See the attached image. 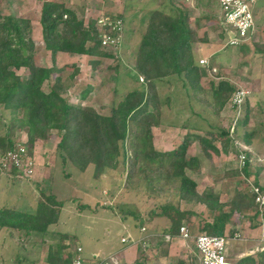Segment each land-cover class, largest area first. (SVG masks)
Wrapping results in <instances>:
<instances>
[{"label": "trees", "instance_id": "1", "mask_svg": "<svg viewBox=\"0 0 264 264\" xmlns=\"http://www.w3.org/2000/svg\"><path fill=\"white\" fill-rule=\"evenodd\" d=\"M172 10V13H165L155 9L141 14L139 21L142 25L136 32L139 35L138 44L131 68L126 73L141 88L123 94L107 114H99L83 104L92 91L90 85L79 92L81 102L68 103L64 95L68 83L78 75L79 70L72 65L71 73L64 78L62 73L68 66H56V55L59 53L112 57L101 47L95 20L85 21L82 10L76 12L61 1L44 2L38 24L41 44L49 63L41 65L31 37V21L0 15V174L15 180L17 175L22 176L16 167L2 165L6 154L13 152L17 146L13 142L12 132L25 133L26 141L22 146L26 148V155L31 156L34 143L48 138L49 133L54 131L58 135V157L80 174L89 170L90 177L99 180L105 172L119 171L128 190L142 189L149 198L170 196L169 201L158 206L157 215L160 217L165 209L178 216L185 214L180 210L181 203L198 204L204 206L212 216L209 220L200 221L199 234L223 235L225 226L234 223L236 217L242 218L241 222L253 221L260 215L264 225V211L259 212L251 193L239 194V190L235 189L228 202L220 203L218 197L212 194L199 193L197 185L187 175V172L196 174L200 170L199 159L188 155L193 142L198 144L203 157L209 158L210 153L227 154L233 140L244 145V150L240 151L246 157L245 165L225 176H243L239 184L242 185L251 168L254 167L255 177L260 173L262 166H255L258 164L256 155L249 150L258 133L255 129H246L241 136L237 134L239 127L247 126L249 119L250 108L246 100L242 106L244 116L238 120L232 132H229V125L211 126V130L207 131L188 118L179 126L186 133L175 147L162 152L154 147L152 129L162 123V101L157 91L160 84H180L189 114L198 120L201 119L200 114L192 110L190 102L198 103L204 113L207 111L218 118L231 104L232 95L237 91L236 86L220 78L218 72L198 66L192 50L196 36L189 28L188 15L178 8L172 7ZM104 14L121 20L123 35V14ZM255 50L260 54L263 46L255 44ZM91 64L96 67L100 62L92 61ZM19 70L23 71L22 75L17 74ZM112 71L117 74L118 66ZM208 77L211 79L204 85ZM139 78L142 79L141 83ZM172 101L173 97L165 98L168 106ZM182 107L185 108L184 105ZM191 131L196 133L191 134ZM216 140L219 141L220 150L215 146ZM262 141L264 137L259 138L258 142ZM235 151L238 150L235 148ZM250 185L258 187L256 183ZM1 197L0 193V232H6L9 238L16 233L19 237L27 238V243L31 236L44 238L50 233L48 229L58 222L63 205L55 196L43 192L39 193L33 209L27 204L25 207L18 204L10 206L1 202ZM128 215L139 221V230L144 228L143 220L138 215ZM180 217L172 221L164 218L169 226L162 233L168 239L162 240L164 244L159 252L156 249L151 251L154 253L152 264H167L168 248L179 238V228L185 224ZM50 235L56 241L48 246L46 263L71 264L73 254L64 244L67 234L55 232ZM161 235H157L158 239ZM174 264L193 263L177 261ZM231 264H264V250L253 256H243Z\"/></svg>", "mask_w": 264, "mask_h": 264}, {"label": "rangeland", "instance_id": "2", "mask_svg": "<svg viewBox=\"0 0 264 264\" xmlns=\"http://www.w3.org/2000/svg\"><path fill=\"white\" fill-rule=\"evenodd\" d=\"M48 1L50 0H0V15H11L31 21V37L41 65H47L49 61L41 44L38 15L42 4ZM62 2L76 12L82 10L85 21L94 20L104 13L123 12L125 22L122 44L116 48L105 49L112 54L111 58L92 60L100 62L96 67H92L91 60L83 56L71 58L67 56L59 59V63L57 62L59 68H62L63 64L68 66L62 73L64 78L71 73L72 65L79 70L78 75L68 83L64 95L68 103L81 102L79 92L86 85H90L92 91L83 104L92 107L99 114H107L123 94L141 88L140 84L126 75L132 63V57L130 58L129 55L136 47V42L132 40H137L135 33H138L142 25L139 21L141 14L155 9L172 13L174 7L188 15L189 28L196 36L192 50L198 66L202 67L199 60L206 59L209 66L218 72V76L234 84L237 91H241L245 98L237 108H234L232 103L229 104L218 118L207 111L204 113L198 103L190 102L192 110L200 114L201 119L198 120L195 116H190L180 84H160L157 91L162 101V123L152 129L155 149L162 152L175 147L186 133L179 126L188 118L196 121L207 131L211 130V126L216 128L229 125V132H232L238 120L244 116L242 106L245 100L250 108L249 119L247 126L239 127L237 134L241 136L246 129H255L258 139L264 137V0H254V5L251 7L253 29L248 38L237 45H227L228 40L233 37L231 32L223 31V37L221 36L222 24L216 0H62ZM131 41L133 44L130 45ZM255 44L263 46L262 53H256ZM126 50L129 51L128 55L125 54ZM115 66H118L117 74L112 71ZM17 74L22 75L23 71L19 70ZM209 79L211 77L204 80V85ZM167 96L174 98L169 106L165 102ZM183 105L185 108L182 107ZM12 133L13 142L19 144V148H23L22 144L26 141L25 133L18 131ZM195 133L191 131V134ZM218 142L216 140L215 146L220 150ZM254 142H257L256 139ZM57 143L58 135L54 131L49 133L48 138L34 143L29 156L32 165L30 175L26 177L17 175L15 180L0 174V193L3 203L6 202L10 206L24 205L23 207L27 204L33 209L40 192L53 195L56 200L63 203L58 222L49 227L50 233L44 238L31 236L27 243V238L19 237L16 233L13 238H9L6 232H0V264H47L48 246L56 241L50 234L55 232L67 234L64 244L68 246L70 252L74 254L75 248L80 247L79 255L89 263L116 264L115 254L125 248L130 250L124 255V264H136L135 262L152 264L154 253L152 254L151 251L156 249L159 252L164 244L162 240H166V235L162 231L169 225L164 218L172 221L180 216L186 219L192 239L183 241L178 238L173 241L168 248L167 264H174L177 261L197 264L198 256L193 237L199 234L200 223L209 220L211 216L206 213L204 206L181 203L180 210L185 214L178 216L165 209L160 217L157 215L158 206L169 201L170 196L149 198L142 189L128 190L119 171L105 172L99 180L91 178L89 170L80 174L71 165H65L60 160ZM258 143L260 146L254 144L250 149L258 157H256L258 164L255 166H262L264 170V141H262L263 145ZM236 144H239L240 150L244 147L243 144L233 140L227 154L210 153L209 158L203 157L196 142L190 145L188 155L199 159L200 170L196 174L187 172V175L195 182L199 193L212 194L218 197L220 203L228 202L235 194L234 189H240L241 186H244V189H240L239 194H250L249 186L254 184L250 173L242 185L239 184L243 181V176H225L227 173L239 170L236 162L238 154L235 151ZM257 151H261V156ZM253 169L254 167L250 170ZM130 213L138 215L143 220V233L138 229L139 221L129 216ZM236 219L242 218L236 217ZM261 221L259 215L253 221L241 222L242 227L251 228L250 225L254 223V227L256 223L261 226ZM233 230L235 229H229V235H232ZM159 234L163 238L158 239ZM238 234L241 239L229 240L225 247L228 253L227 259L231 263H235L245 255L252 253L254 255L264 250V226L256 233H244L242 230ZM121 239L125 242L122 243Z\"/></svg>", "mask_w": 264, "mask_h": 264}, {"label": "built area", "instance_id": "3", "mask_svg": "<svg viewBox=\"0 0 264 264\" xmlns=\"http://www.w3.org/2000/svg\"><path fill=\"white\" fill-rule=\"evenodd\" d=\"M220 11V20L222 24L223 31H229L233 34L227 42V45H237L243 42L253 29V15L251 7L254 5V0H216ZM96 22V27L98 28L99 37L98 40L103 49L116 48L120 44L123 24L120 19L110 18L106 14H101L94 19ZM199 64L203 67H208L215 72L216 70L209 66L206 59L199 60ZM139 82L142 79L139 78ZM245 95L241 91H236L232 98V105L237 108L244 100ZM17 145L14 151L8 152L6 154V159L3 161V166L7 167L12 165L16 167L22 174V176H28L31 174V161L29 156L26 155V148H19ZM236 150L238 154L236 157V162L238 168L241 169L245 165V155L240 151L239 144H236ZM250 193L254 196V202L257 205L259 212L264 211V193L259 190L258 187L250 185ZM144 229H141L143 232ZM166 239L168 237L166 236ZM179 239L183 241H188L192 239L190 231L186 226H181L179 228ZM238 233H233L232 235H206L198 234L193 237L194 247L198 256L197 264H231L226 256V244L227 241H238L240 240ZM121 242L125 241L121 239ZM73 258L71 264H94L84 261L81 256V248L76 247L73 251ZM97 264V263H95Z\"/></svg>", "mask_w": 264, "mask_h": 264}, {"label": "crops", "instance_id": "4", "mask_svg": "<svg viewBox=\"0 0 264 264\" xmlns=\"http://www.w3.org/2000/svg\"><path fill=\"white\" fill-rule=\"evenodd\" d=\"M50 1H53V0H50ZM56 1V0H55ZM57 1H61L62 2V0H57ZM64 3V2H63ZM66 4V3H65ZM120 13H122V14H124L123 12H119V14ZM145 13V12H144ZM125 33V32H124ZM135 35H136V37H137V40H132V41H135L136 42V46H137V44H138V40H139V35L137 34V33H135ZM122 41H123V38H122ZM122 41H121V44H122ZM131 41V43H130V45L131 44H133V42ZM135 44V43H134ZM124 46H125V43H124ZM135 50H136V47H135ZM129 51H127L126 50V53L125 54H129L128 53ZM135 52V51H134ZM134 52L131 54V55H129V57L131 58V57H133V54H134ZM82 57L81 55H68V54H65V53H59V54H57L56 55V66L57 67H59L58 66V64H57V62L59 61V59L61 58L62 59V57ZM83 57H86V58H88V59H90L91 61H90V63L92 62V60H96V59H99V60H103V59H106V58H94V57H87V56H83ZM48 61H49V59H48ZM59 63V62H58ZM63 65H66V64H63ZM91 66H92V64H91ZM256 143H254V144H256V145H258V146H260L259 145V143H258V141H259V139L258 138H256ZM251 147H249V150L251 151V149H250ZM253 148V147H252ZM256 148V147H255ZM255 154V153H254ZM257 154L258 155H260L261 156V151H257ZM256 155V154H255ZM256 157H257V155H256ZM258 158V157H257ZM261 167V166H260ZM263 168V167H262ZM250 176L253 178V182L254 183H256L257 184V186L259 187V189L264 193V170H262L256 177H255V175H254V170H252L251 172H250ZM256 186V185H255ZM246 188V187H245ZM235 189H238L239 190V192H240V189H244V186H241L240 187V189L239 188H235ZM234 189V190H235ZM228 201V200H227ZM225 202V201H224ZM205 213V212H204ZM206 213H208V212H206ZM211 214V213H210ZM209 214V215H210ZM211 217V216H210ZM184 220H186V219H184ZM248 225H250V224H248ZM254 225H255V223H254ZM254 225H250V226H252V227H254ZM261 225V224H260ZM183 226H186L187 228H188V230L189 231H191V229H190V227L186 224V221H185V224L183 225ZM264 225L262 224L261 226H259V224H257L256 223V227H254L253 229H252V227L250 228V227H248V228H244V227H242V222H240V220H238V219H236L235 218V220H234V223H232V224H230V223H228L226 226H225V229H224V233L223 234H226V235H228L229 233V229H235V230H233V233H238V232H240V231H244V233H247V232H254V233H256V231L257 230H260L262 227H263ZM240 228V230H239V228ZM232 233V234H233ZM176 239H178V238H176ZM251 242V241H250ZM129 248V247H128ZM127 250H130V249H127ZM127 250L125 249V248H123L121 251H118L116 254H115V258L117 259V263L116 264H124L123 262H125L123 259L125 258V256L124 255H126V252H127ZM253 254V253H252ZM251 254V255H252ZM255 254V253H254ZM228 255V253H226V256ZM246 256V255H245ZM253 256V255H252ZM228 261H230L229 259H228ZM105 264H107V263H105Z\"/></svg>", "mask_w": 264, "mask_h": 264}, {"label": "clouds", "instance_id": "5", "mask_svg": "<svg viewBox=\"0 0 264 264\" xmlns=\"http://www.w3.org/2000/svg\"><path fill=\"white\" fill-rule=\"evenodd\" d=\"M221 22V21H220ZM221 31H222V35H223V30H222V25H221ZM121 39H122V37H121ZM120 44H121V40H120ZM202 68H204V67H202ZM141 83V82H140ZM144 229V228H143ZM140 231V233H143V232H141V229L139 230Z\"/></svg>", "mask_w": 264, "mask_h": 264}]
</instances>
